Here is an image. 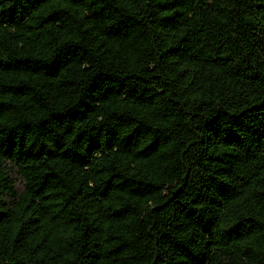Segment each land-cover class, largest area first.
Here are the masks:
<instances>
[{
    "label": "trees",
    "instance_id": "1",
    "mask_svg": "<svg viewBox=\"0 0 264 264\" xmlns=\"http://www.w3.org/2000/svg\"><path fill=\"white\" fill-rule=\"evenodd\" d=\"M0 264H264V0H0Z\"/></svg>",
    "mask_w": 264,
    "mask_h": 264
},
{
    "label": "rangeland",
    "instance_id": "2",
    "mask_svg": "<svg viewBox=\"0 0 264 264\" xmlns=\"http://www.w3.org/2000/svg\"><path fill=\"white\" fill-rule=\"evenodd\" d=\"M11 176L15 179V185L19 191L23 189V178L17 168H13Z\"/></svg>",
    "mask_w": 264,
    "mask_h": 264
}]
</instances>
